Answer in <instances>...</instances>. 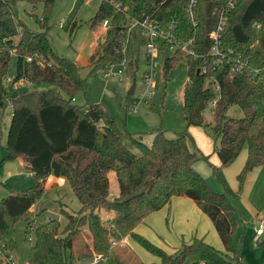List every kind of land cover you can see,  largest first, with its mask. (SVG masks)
Masks as SVG:
<instances>
[{"label":"trees","instance_id":"obj_1","mask_svg":"<svg viewBox=\"0 0 264 264\" xmlns=\"http://www.w3.org/2000/svg\"><path fill=\"white\" fill-rule=\"evenodd\" d=\"M25 1L31 6L43 3L39 30L30 29L18 18L16 0H0V111L11 104L3 142L6 158L22 154L34 183L26 188L7 185L9 192L0 199V255L9 256L13 251L16 219L26 220L27 232H31L35 219L29 215L31 206L52 174L69 183L80 207L77 217L65 213L67 222L61 234L55 217L35 227L28 264H77L72 260L80 229L77 222L88 227L93 252L100 255L95 264H124L110 253V247L126 235L160 257L159 262L147 264H182L188 255L205 264H245L240 239L234 243L238 233L231 195L211 189L194 168V161L208 160V155L190 148L192 134L185 128L168 137L159 128L151 143H146L111 116L102 103L77 104L76 94L84 92L86 79L78 63L58 54L48 36L47 19L55 0ZM145 16L162 26L173 22L175 36L193 50L178 48L163 62L165 75L179 60L187 65L182 92L186 125L211 128L221 166L234 160L247 144L238 174L241 186L246 173L264 163V0H100L86 20L95 28L107 19L105 36L89 56L92 70L122 60L128 20ZM222 16L216 44L221 54H215L211 48L216 42L210 32ZM12 53L16 54L15 73L4 84ZM237 55L242 60L238 67ZM26 82L49 85L18 89ZM211 102L212 119L208 121L204 110ZM1 137L0 130V144ZM209 164L219 176V167ZM110 170L119 184V193L113 197L108 195ZM176 194L192 198L210 218L223 250L192 234L189 241L167 251L135 230ZM101 207L113 211L106 224L96 211Z\"/></svg>","mask_w":264,"mask_h":264},{"label":"rangeland","instance_id":"obj_2","mask_svg":"<svg viewBox=\"0 0 264 264\" xmlns=\"http://www.w3.org/2000/svg\"><path fill=\"white\" fill-rule=\"evenodd\" d=\"M100 0H55L48 14V36L53 48L60 55H65L76 61L80 66V73L86 79L84 92L76 94L75 102L86 107L87 102H100L108 110L109 114L117 119L125 128L134 132L137 137L151 143L154 132L162 128L168 137L175 136V133L187 129L182 108V92L187 79V65L184 60H179L171 67L166 75L163 71V62L166 56L175 51L170 42H163L155 59V82L154 93L150 100L139 99L138 95L146 84L144 73L148 71L147 53L145 50L146 36L142 29L128 20L129 33L124 43V55L121 61L98 67L92 70L89 64V56L97 41L104 38L105 28L102 24L95 28L89 27L86 20L91 17ZM18 18L30 29L41 28L38 19L43 17V3L31 6L25 0H16ZM16 54L12 53L7 67L6 77H13L15 73ZM134 61L130 65V62ZM136 64V66H135ZM107 72V74L105 73ZM109 72V73H108ZM264 72V69H263ZM135 80V87L131 94L128 89ZM18 84H15L17 86ZM49 84L26 82L18 89L43 88ZM213 103L204 110V117L212 119ZM234 112V111H233ZM11 114V104H7L0 111V199L9 190L7 185L18 188H26L34 183L33 176L28 174L27 167L22 165L17 158H6L7 150L3 146L8 119ZM194 130L187 129L193 137L188 140L192 149H199L203 154L208 155V160L198 158L194 161V168L204 177L211 189L217 192H226L234 206L236 216L237 235L234 243L240 239L241 251L244 255L245 264H264V232L258 240H253L258 220L264 218V163L253 167L245 175L242 185H239L238 174L241 172L247 156V144L243 146L238 155L230 163L221 166L216 151L212 130L209 126H194ZM134 150L136 148L128 142ZM208 151V152H205ZM219 167V176L212 170L211 164ZM109 192L113 197L119 193V184L113 170L108 172ZM80 207L75 193L69 183L65 180L62 183L45 181L42 194L31 206L30 217L34 222L31 224V232L28 233L27 221L18 218L13 222L14 248L9 251L11 259L15 264H26L30 245L34 242L35 227L45 221L48 217H55L59 220V234L67 222L65 213H71L77 217V210ZM104 224L113 213L112 210L103 207L96 210ZM171 212V211H170ZM173 214H166L156 222L157 228L149 230V236L144 235L153 243L169 251L178 246L181 242L189 241L192 234L204 238V240L219 250L224 246L210 220L203 213V216L195 220L191 230L183 229L182 224L176 220L172 223ZM78 223V222H77ZM80 229L76 233L72 260L77 264H89L93 256L92 240L86 224L78 225ZM196 225V226H195ZM198 231L196 233V228ZM91 251V252H90ZM110 253L120 258L124 264H135L138 262L150 263L159 262L160 257L148 251L137 240L129 237L125 240H115L110 247ZM93 254V255H92ZM6 256L0 255V264H9ZM201 259L195 255H188L182 264H201Z\"/></svg>","mask_w":264,"mask_h":264},{"label":"built area","instance_id":"obj_3","mask_svg":"<svg viewBox=\"0 0 264 264\" xmlns=\"http://www.w3.org/2000/svg\"><path fill=\"white\" fill-rule=\"evenodd\" d=\"M229 4L232 6L233 2L230 1ZM132 23L138 25L141 29L143 34L146 36L145 42V50L148 55L147 57V65L149 69L147 72L144 73V81H145V88L140 91L138 98L145 100H150L154 93L155 82L153 81V75L155 74V66L157 65V60L155 59L159 48H162L163 42L167 44L170 42L171 46L174 50L181 48L184 52H193V50L189 49L186 42L179 40L174 34V25L173 22H169L167 26L160 25L156 20L145 16L141 20L132 19ZM224 22L223 16L221 17L218 26L216 29L210 32V36L215 40V45L212 46L211 52L215 54H221V51L217 47L219 30L222 28V24ZM102 25L105 27L107 25V19L102 21ZM28 60L31 59V56L27 57ZM235 66H239L242 64V60L240 59L239 55L236 56L234 59ZM246 61V60H245ZM202 71H205V68H202ZM107 74V72H105ZM109 73V72H108ZM12 78L11 77H4V84H8ZM28 174H31V171H27ZM264 232V218H260L258 220L254 235L252 237L253 240H258L259 236ZM12 255L6 256V260L9 264H15L12 259ZM100 258L99 254H95L89 264H95L97 260ZM28 264V261H26ZM110 264V263H106Z\"/></svg>","mask_w":264,"mask_h":264},{"label":"crops","instance_id":"obj_4","mask_svg":"<svg viewBox=\"0 0 264 264\" xmlns=\"http://www.w3.org/2000/svg\"><path fill=\"white\" fill-rule=\"evenodd\" d=\"M194 126H200V125H187V129L191 128L192 130H194V128H192ZM14 158L19 159L20 163L28 168L26 161L24 160V156L22 154H18ZM46 180L57 183H62L65 181L63 177L54 176L52 174L48 175ZM203 213L204 212L197 206L196 202L192 198L184 194H176V195H172L169 201L163 207L149 213L142 222L136 225L135 230L143 235L149 236V230L151 228L153 229V227L154 228L158 227V224L156 222L161 218V216L166 214H173L172 223L178 220L182 224V228L184 230L185 229H188L189 231L191 230L192 233L193 232L192 228L195 224V220L200 219L203 216ZM195 228L197 233L199 229L198 227ZM129 237L131 236L126 235L124 238L121 239V241L125 242L126 240L127 242H129ZM201 264H205V263L201 261Z\"/></svg>","mask_w":264,"mask_h":264},{"label":"water","instance_id":"obj_5","mask_svg":"<svg viewBox=\"0 0 264 264\" xmlns=\"http://www.w3.org/2000/svg\"><path fill=\"white\" fill-rule=\"evenodd\" d=\"M198 71V70H197ZM134 87H135V80L133 79L129 89H128V93L131 94L134 90Z\"/></svg>","mask_w":264,"mask_h":264}]
</instances>
